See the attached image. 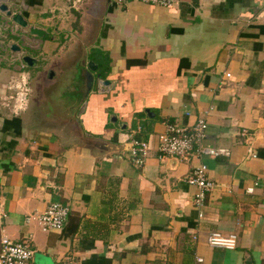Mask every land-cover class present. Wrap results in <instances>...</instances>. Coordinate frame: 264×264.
I'll return each instance as SVG.
<instances>
[{"label": "crops", "instance_id": "0c3cea01", "mask_svg": "<svg viewBox=\"0 0 264 264\" xmlns=\"http://www.w3.org/2000/svg\"><path fill=\"white\" fill-rule=\"evenodd\" d=\"M178 1L0 0L47 34L11 27L35 68L0 49V242L26 243L28 264H264V0ZM99 46L109 85L66 108L57 78ZM198 120L227 155L157 154L166 124ZM131 133L151 146L141 167ZM200 163L215 184L201 219L186 182ZM55 202L68 219L44 233L34 218ZM213 232L237 247H209Z\"/></svg>", "mask_w": 264, "mask_h": 264}, {"label": "built area", "instance_id": "2783aa9c", "mask_svg": "<svg viewBox=\"0 0 264 264\" xmlns=\"http://www.w3.org/2000/svg\"><path fill=\"white\" fill-rule=\"evenodd\" d=\"M130 1L168 8L177 6L179 3L178 0H116V5L121 6ZM206 128L204 120H198L191 128L180 127L173 123L166 124L165 130L157 136L155 151L163 158H176L182 161H188L191 157L218 158L227 155L222 150L202 146ZM128 150L135 165L141 167L151 151V146L149 142L137 137V133H131ZM207 172V166L200 163L186 180L187 184L195 189L192 201L199 219L203 217L201 209L207 195L215 188V184L210 180ZM246 191L252 193L253 187L247 188ZM68 216L69 209L65 205L55 202L34 219L37 220L42 232L50 233L62 231ZM193 240H196L195 236H193ZM0 243V264H28L32 259L33 251L26 243L12 242L7 238H2ZM206 243L211 248L234 250L237 247V235L232 233L224 236L219 232H213L207 237ZM197 261L200 262L201 259H197ZM65 264L77 263L70 261Z\"/></svg>", "mask_w": 264, "mask_h": 264}, {"label": "water", "instance_id": "95a60500", "mask_svg": "<svg viewBox=\"0 0 264 264\" xmlns=\"http://www.w3.org/2000/svg\"><path fill=\"white\" fill-rule=\"evenodd\" d=\"M14 8L12 6H8L6 4L0 5V49L8 50L11 53H15L20 57V62L27 66L28 68H35L37 66V60L31 57L26 49H29L28 46L22 44H9V36L13 35V28L19 27L21 30L25 31V34L31 37H36L39 40H42L47 34L34 26H31L28 21H26L23 16L19 13L14 12ZM13 26L12 30L11 27ZM86 55L84 54L83 59H85ZM97 66L93 62H89L87 64V68L83 69V72L80 73L79 77H77L76 82L79 85L78 89L81 92V97L78 100V105L82 102V100L86 97V95L92 90L94 81L100 80V75L96 73ZM96 73V74H95ZM50 79L53 77V74L50 73L48 76ZM102 86H108L109 82L106 80H100ZM75 83V81H74ZM98 84V83H97ZM70 100L76 103V99L70 97ZM149 114L148 111H146Z\"/></svg>", "mask_w": 264, "mask_h": 264}, {"label": "flooded vegetation", "instance_id": "af4514ba", "mask_svg": "<svg viewBox=\"0 0 264 264\" xmlns=\"http://www.w3.org/2000/svg\"><path fill=\"white\" fill-rule=\"evenodd\" d=\"M83 56H84V53L80 52L78 54V57H77L78 59L76 60L77 63L75 64V67H73L71 70H68V69L64 70L65 74L61 76L62 78L60 77L57 78V81L59 82V86L57 89V100L58 102L60 101L61 104L66 105V108L69 106V104L71 103L73 104V100H70V97L76 99V103H75L76 105H78L77 99L79 100L81 97V92L79 91L78 86L76 85V79L77 77H79L80 73L83 72V69L87 68L88 63L86 62V58L83 59ZM50 73L53 74L52 78L56 77L55 73L52 71L47 73L46 77H48ZM74 81H75V84H74Z\"/></svg>", "mask_w": 264, "mask_h": 264}, {"label": "rangeland", "instance_id": "374dc122", "mask_svg": "<svg viewBox=\"0 0 264 264\" xmlns=\"http://www.w3.org/2000/svg\"><path fill=\"white\" fill-rule=\"evenodd\" d=\"M66 41H67L66 39H60V44H63ZM95 49L97 51L96 50H94V51L88 50V52H86V62L89 63V62H92V61L95 60L96 63H101L102 64L103 63V57H105V54H107L106 50H105V48L103 46H99V48H95ZM103 51H105V52H103ZM77 55H78V53H77ZM56 83H58V82H56ZM95 89H96V86H95L94 90ZM73 104H75V102H73ZM136 126H137V124L135 125V128H136Z\"/></svg>", "mask_w": 264, "mask_h": 264}, {"label": "trees", "instance_id": "16d2710c", "mask_svg": "<svg viewBox=\"0 0 264 264\" xmlns=\"http://www.w3.org/2000/svg\"><path fill=\"white\" fill-rule=\"evenodd\" d=\"M109 61H110V59L108 58V55L105 54V57H103V63L102 64L101 63H96L97 66H98L97 67V71H98V74L100 75L101 79L102 78L105 79L107 77V74L109 73V67H108Z\"/></svg>", "mask_w": 264, "mask_h": 264}]
</instances>
